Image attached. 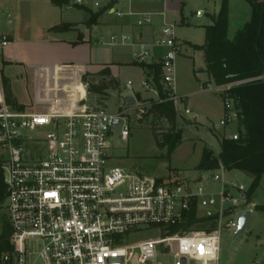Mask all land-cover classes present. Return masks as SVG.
I'll return each instance as SVG.
<instances>
[{
	"label": "built area",
	"instance_id": "2783aa9c",
	"mask_svg": "<svg viewBox=\"0 0 264 264\" xmlns=\"http://www.w3.org/2000/svg\"><path fill=\"white\" fill-rule=\"evenodd\" d=\"M84 5L86 0H71ZM107 0H94L100 7ZM130 2L133 0H129ZM167 1V0H164ZM118 17L137 14L113 10ZM1 13V11H0ZM164 14V13H162ZM138 26L153 22V13H138ZM177 23L163 20L154 46L165 47L161 57V84L174 101L177 118L183 116L176 94V60L183 50ZM3 36L0 45L6 46ZM112 44L137 45L129 36H113ZM133 50L138 62L150 49ZM257 78L203 89L220 93L224 114L216 128L235 122L238 110L230 89ZM145 87L149 86L143 81ZM127 88L132 87L128 81ZM87 92V84H84ZM157 90V89H156ZM71 93L59 107L47 111L8 105L0 88V154L6 184L4 207L11 227V251L0 256L5 264H160L158 256H174V264H221V237L234 233L239 212L253 209L248 187L230 180L222 164L210 178L178 179L150 176L110 165L113 137L123 142L131 122L149 113L150 101L136 99L109 111L98 99ZM186 105V104H185ZM191 112L185 106V113ZM116 119L120 123L113 130ZM222 137L239 139L237 130ZM200 176V177H199ZM218 183V189L210 185ZM194 215L189 228L183 226ZM201 219H205L204 221ZM211 224L210 230L194 228ZM214 222V223H213ZM170 227H179L171 234ZM160 230L157 240L128 244L126 238L141 231ZM174 244H177L175 250Z\"/></svg>",
	"mask_w": 264,
	"mask_h": 264
},
{
	"label": "rangeland",
	"instance_id": "374dc122",
	"mask_svg": "<svg viewBox=\"0 0 264 264\" xmlns=\"http://www.w3.org/2000/svg\"><path fill=\"white\" fill-rule=\"evenodd\" d=\"M93 1V2H92ZM110 1V2H109ZM115 0H107L106 3L111 5ZM181 11H173L184 15L189 24L177 26L176 32L180 37L188 38L196 44L205 43L206 25H210V14L219 6L220 0H184ZM92 7L94 0H91ZM40 6V5H39ZM38 7V6H35ZM42 7V6H41ZM0 19H10L15 15L14 10L7 8L4 3L0 2ZM64 18L71 20L77 19L85 14L82 8L65 6V11L58 10ZM94 11V10H93ZM10 12L9 17L7 13ZM202 12V14H199ZM252 13L251 5L247 0H229V27L228 37L234 38L236 33L247 22ZM87 18L85 25L89 26L92 31L97 28V23H92V15ZM41 16L37 13L25 15L34 24H23L18 29V35L22 38L25 36L43 38L52 33L43 30L41 25ZM28 25V28L25 27ZM101 35V33H99ZM107 40V39H105ZM181 57L176 60V88L179 94L187 96L188 102L185 105V98L180 97V106L183 116L177 120V127L182 129V142L173 152L170 158L166 157L167 148L158 146L154 137V132L161 135L167 131V125L154 119L152 114H146L140 120L131 122L130 136L126 141L118 138L119 131L114 133L112 158L110 165H118L139 171L150 176L175 177L178 179H187L198 177L199 172L196 169L204 146L212 148L216 153L221 148V136L224 132L230 134L237 130L235 122L227 127L216 128L219 120L224 114V103L219 92L211 90H201V87L207 86L206 81L215 88V83L211 80L205 71L204 51H196L193 54L189 43H185ZM138 49V48H136ZM195 55V56H194ZM121 61H130L132 55L130 52L122 51L118 54ZM10 61L0 57V88L3 87V77L8 78L5 74V68ZM123 80L138 73L134 68L125 67ZM197 74V76H196ZM19 76L12 79L14 87V96L17 100L26 103V108L35 111H47L50 107H59L62 104V98L66 95L65 88L51 85L48 78L42 73L33 70H23ZM92 79V78H90ZM9 80V78H8ZM201 86V87H200ZM88 87V84H87ZM76 96L96 98L106 108L115 112L119 108L118 93L110 91L108 94L101 95L97 93H79ZM185 106L191 110L189 114L185 113ZM196 117V120L195 118ZM204 179L210 178L213 170L203 171ZM230 180H237L239 183L248 187L252 182V176L239 170H228L226 172ZM200 177V176H199ZM219 184L213 183L210 189H218ZM250 202L254 203L251 219L243 235L233 240V234L224 232L221 237V264H264V211L256 208V205H264V175L259 187L254 192ZM4 204V203H3ZM0 203V237L11 232V227L4 205ZM211 224L198 223L196 229H210ZM212 227V226H211ZM160 230H147L137 232L126 238L128 244H136L143 241L157 240L160 238ZM11 242V241H10ZM177 244H174L175 250ZM8 252V251H7ZM5 251H0V256ZM174 256H158L157 262L160 264H174ZM0 264H5L1 261Z\"/></svg>",
	"mask_w": 264,
	"mask_h": 264
},
{
	"label": "crops",
	"instance_id": "0c3cea01",
	"mask_svg": "<svg viewBox=\"0 0 264 264\" xmlns=\"http://www.w3.org/2000/svg\"><path fill=\"white\" fill-rule=\"evenodd\" d=\"M0 2L15 12L12 20L0 19V41L3 36H6L8 39L6 46L0 45V57L11 62L5 68V74L9 78L8 81L13 94L15 93L12 79L19 76V72L23 70H33L44 74L48 78V81L51 82V85L65 88L66 97L68 93H71L72 87L78 86V82L83 85L85 84L82 77L86 73L92 74L90 78L94 79L97 83L102 79V76L97 75V73L108 66L112 77L119 81L121 85L120 90L108 91V93L110 91L118 93L119 107L122 106L120 104L122 98L132 95L139 101H152L159 98L154 83L153 70L137 65L136 62L138 61L133 57V50H137L136 48L140 49L141 47L138 45L145 44L150 49V55L145 61L160 64L161 57L166 48L154 46L153 43L160 36L163 20L166 19L168 22L177 23V26L189 24L187 18L182 13L180 15L177 13L173 14V11L182 12L184 0H133L131 2L129 0H115L111 5L106 3L107 1L104 2L101 5V9L93 8L91 4L93 1L91 2V0H86L84 5H72L71 0H67L62 5H56L52 0H0ZM68 4L82 8L85 14L77 19L68 20L64 18L58 10L60 8L61 11H65V6ZM220 4L210 14L212 23L213 17L219 11ZM114 9L124 12L132 10L137 14L118 17L114 14ZM37 11L42 14L41 25L43 26V30L52 34L47 38L28 36L22 38L18 35V29H21L20 26L23 24H34L25 15L37 13ZM97 11H101L96 22L98 26L96 29L90 31L85 22L90 17L88 14L93 15ZM145 12L153 13V22L144 26H138V13ZM199 14H202V12H199ZM7 15L11 17L10 12ZM60 24H71L72 26L83 24L86 26V29L81 32L71 26V29L67 31L52 30L54 26ZM28 25H25V27L28 28ZM123 35L129 36L131 41L137 45L112 44L113 36L121 37ZM177 36L184 46H186L185 43L190 44L193 54L196 51H203L195 49L192 44L196 43L191 42L188 38ZM122 51L130 52L132 59L130 61L119 60L118 54ZM182 55L183 52L178 57ZM125 67L134 68L138 70V73L123 80ZM206 74L210 78L207 72ZM128 81L132 82L131 89L126 86ZM143 81H147L149 86L145 87ZM205 83L206 85L208 84L207 81ZM201 90L207 89H203L202 86ZM176 94L179 97L185 98V104L188 102L187 96L179 94L177 88ZM65 97L64 100L62 98V103L67 101ZM17 101L26 107V103ZM194 118L196 120V117ZM202 173L199 172V175L203 176Z\"/></svg>",
	"mask_w": 264,
	"mask_h": 264
},
{
	"label": "trees",
	"instance_id": "16d2710c",
	"mask_svg": "<svg viewBox=\"0 0 264 264\" xmlns=\"http://www.w3.org/2000/svg\"><path fill=\"white\" fill-rule=\"evenodd\" d=\"M52 1L56 5L67 2V0ZM247 1L252 8L251 17L238 30L234 38L228 37L229 0H221L219 11L213 17V24L207 25L205 28V43L202 45L192 44V46L197 50L204 51L205 71L216 85L261 77L234 85L230 89V94L238 110L239 139L234 140L221 136V148L218 153L212 148L204 146L200 161L196 166L198 172H203L216 170L222 164L227 170L235 169L250 174L252 182L246 192L250 202L264 175V0ZM100 14L101 11H97L92 15V23L97 22ZM71 26V24H60L54 26L52 30L67 31L71 29ZM136 64L153 70L154 83L159 98L150 101L149 114H152L155 120L168 127L167 131L161 135L154 132V137L158 146L167 148L166 157L170 158L183 140V127H177L178 118L174 101L168 98L161 84V65L146 61L136 62ZM91 75L86 73L82 77L83 82L88 84L87 91L90 93L105 95L108 94L109 90H120L121 88L119 81L112 77L108 66L97 73V75L102 76V79L97 83L94 79H90ZM2 80L6 103L24 109L25 106L20 104L13 95L8 79L3 77ZM77 84V87L71 88V104L79 97L76 96L77 94L86 93L84 85L79 82ZM2 161L3 157L0 154L1 204L6 198ZM256 208L264 211V205H256ZM201 220L204 221L205 219ZM194 222L196 221L193 215L183 226V230H187ZM178 228L170 227L169 232L174 234ZM10 238L11 232L0 237V251H11Z\"/></svg>",
	"mask_w": 264,
	"mask_h": 264
},
{
	"label": "water",
	"instance_id": "95a60500",
	"mask_svg": "<svg viewBox=\"0 0 264 264\" xmlns=\"http://www.w3.org/2000/svg\"><path fill=\"white\" fill-rule=\"evenodd\" d=\"M71 4L73 5V3ZM72 28L80 30L82 32L86 29V26L83 24H78V25L72 26ZM89 102L93 104L95 103V99L92 98L89 100ZM135 103H136V98L133 95L126 97V98H122L120 100L121 105H125V104L134 105ZM119 123H120L119 119H116L114 126H113V130H115L118 127ZM252 212H253V209H245L239 212L238 226H237V229L233 233V237H232L233 240H236L238 237H240L241 235L245 233L246 228L251 219Z\"/></svg>",
	"mask_w": 264,
	"mask_h": 264
}]
</instances>
